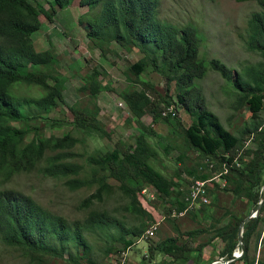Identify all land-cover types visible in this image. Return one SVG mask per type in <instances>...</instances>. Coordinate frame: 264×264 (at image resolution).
<instances>
[{
	"label": "trees",
	"instance_id": "1",
	"mask_svg": "<svg viewBox=\"0 0 264 264\" xmlns=\"http://www.w3.org/2000/svg\"><path fill=\"white\" fill-rule=\"evenodd\" d=\"M47 1L51 8H64L72 0ZM256 1L259 9L252 12L247 20L246 47L257 53L260 59L245 64L233 76L231 69L220 60L210 58L205 61L199 57L200 37L195 26H178L157 19L158 0H79L80 6L87 7L81 17L86 20L89 39L114 41L124 47L137 48L141 57L130 65L131 72L139 77L151 67L165 82L163 96L153 83L136 78L134 82L141 84L140 89L120 92L127 107L146 109L151 113L153 124L160 120L169 123L188 149L196 151L202 159L214 160L213 168L219 167L217 172L221 171L222 163H226L227 173L221 175L226 185L220 187L216 183L215 186L231 192L234 198L245 196L253 207L264 197L260 193L264 175V119L260 118L264 109V0ZM41 13L46 11L37 0H0V181L6 182L16 174L37 170L45 177L65 178V185L70 190L97 184L94 192L82 200L81 205L89 208L95 200L103 201L104 196L113 190L107 181L112 178L118 183L117 190L122 200L120 208L130 216L151 219V214L138 198L143 185L149 184L157 197L170 202L176 212L182 211L188 188L184 189L180 183L181 170L167 177L151 164V160L158 158L159 152L149 143L145 130L138 133L131 146L117 141L112 149L89 156L94 166L90 178L80 176L83 165L76 158L82 154L74 150L79 139L69 131L48 136L39 135L36 131L22 145L29 132L26 124L49 113L64 98V78L55 68L58 64L55 53L37 50L31 37L25 33V29L40 26ZM207 66L223 79L232 80L238 92L233 109L246 106L251 114V120L239 133L227 129L206 105L202 87L196 84V80L205 76ZM84 78L85 84L80 89L88 92L92 105L70 107L72 122L79 131L107 134L98 120L99 105L96 101L104 86L91 74L87 73ZM21 84L37 86L41 93L22 96L16 90ZM176 102L191 117L187 126L177 115L161 114L163 109ZM14 122L22 125L16 126ZM149 134H156L152 126ZM249 135V147L242 155L249 157L243 160L240 155L237 165L234 162L237 150L242 147L245 136ZM162 148L167 152L170 145ZM182 158L179 156V159ZM186 172L193 178L211 177L206 170L198 172L197 167ZM263 212L264 204L256 216L244 223V251L228 264H262L259 258L250 254V244L259 224L264 222ZM192 217L196 218L195 215ZM245 217L237 218L231 228L216 233L224 242L220 257L230 258L239 245L238 226ZM146 226L145 222L128 224L106 209L91 210L83 220L68 221L22 191L0 188V241L18 248L36 263H42L49 257L61 259L66 264H85L82 260L86 264H97L89 256L92 246L87 240V233H106L115 229L119 232L118 239L123 242V248L127 249L134 244V240L124 235L139 237ZM206 230L181 231L175 226L178 235L190 240H195ZM170 241L171 237L166 238L157 246ZM214 260L212 258L209 262Z\"/></svg>",
	"mask_w": 264,
	"mask_h": 264
},
{
	"label": "rangeland",
	"instance_id": "2",
	"mask_svg": "<svg viewBox=\"0 0 264 264\" xmlns=\"http://www.w3.org/2000/svg\"><path fill=\"white\" fill-rule=\"evenodd\" d=\"M37 2L46 13L39 15L38 28L25 29V33L31 37L37 50H50L55 53L58 61L55 68L64 78V98L49 113L42 114L41 117L26 124L29 132L22 145L26 144L36 131L39 135L47 136L69 131L79 139L74 150L82 154L76 158V161L83 165L80 176L90 178L94 166L90 163L89 156L112 149L117 141L125 146H131L138 133L145 130L149 143L159 152L158 158L151 160L156 169L167 177H172L181 170L180 183L187 189L193 177L186 171L197 167L198 172L206 170L211 173L214 185L208 192V204L191 208L183 215H177L170 202L157 197L154 188L144 184L138 198L151 214V219L145 216H130L120 208L122 200L117 190L118 183L112 178L107 181L113 186V190L104 196L103 201L95 200L89 208L83 207L81 203L94 192L97 184L70 190L65 185V178L45 177L37 170L16 174L6 182L0 181V188L22 191L68 221L83 220L91 210L106 209L128 224L145 222L147 225L145 231L153 223H158L152 236L144 237L145 231L139 237L125 234V238L132 237L134 240V244L127 249L123 248V242L118 239L119 232L115 229L106 233H87V240L92 246L89 256L97 264H210L212 258L216 261L226 259L219 256L224 242L216 233L224 228H231L237 218L247 216L253 209L252 202L245 196L234 198L231 192L218 189L216 183L220 187L226 185L221 176L217 177L219 167L214 169L213 165L210 168L206 159H202L196 151L188 149L182 138L173 132L169 123L160 120L153 124L151 113L143 108L129 109L120 97L121 91L141 88V84L134 82L136 78L153 83L155 89L164 96L163 78L151 67L146 68L139 77L131 72L130 65L141 57L137 48L124 47L114 41L97 42L89 39L86 35V20L84 16L81 17L87 11V7L80 6L79 0H72L64 8H51L47 0ZM158 2L156 16L160 21L178 26L186 24L195 26L200 37L199 57L205 61L210 58L220 60L231 69L234 76L245 64L260 59L257 53L249 51L246 47L247 20L252 12L259 9L256 0H158ZM87 73L95 76L104 86L96 101L99 105L98 120L107 134L79 131L72 122L73 114L70 107L92 105L93 100L88 92L80 89L85 84L84 76ZM196 84L202 87L207 107L217 114L220 122L231 132L239 133L245 123L251 120V114L246 106L238 110L233 109L238 92L232 80L223 79L218 72L207 66L205 76L196 80ZM16 90L22 96H36L41 93V89L34 85L21 84ZM119 102L123 104L120 105ZM173 104L177 118L187 126L191 122V117L179 103ZM260 118L264 119V109L260 112ZM13 124L22 125L18 122ZM151 126L156 134H149ZM245 138V141L250 143L251 135ZM245 141L237 150L243 160L249 157L242 156L249 147L245 146ZM166 144H169L170 148L164 152L162 146ZM178 155L183 158L179 159ZM200 164L202 166H199ZM262 179L260 193L264 194V175ZM193 215L196 216L195 219ZM262 215L264 217V212ZM176 225L181 231L195 228L207 230L195 240H190L177 234ZM169 237L172 241L161 247L157 246ZM237 249L241 251L239 246H236L234 251ZM187 251L191 252L183 256ZM250 254L255 255L264 264V222L259 224L252 236ZM82 263L86 264V261L82 260ZM0 264L66 263L61 259L49 257L42 263H36L18 248L7 246L0 241Z\"/></svg>",
	"mask_w": 264,
	"mask_h": 264
},
{
	"label": "built area",
	"instance_id": "3",
	"mask_svg": "<svg viewBox=\"0 0 264 264\" xmlns=\"http://www.w3.org/2000/svg\"><path fill=\"white\" fill-rule=\"evenodd\" d=\"M120 105H122V102H119ZM161 114L163 116H166L168 114H170L172 117L176 116V110L174 109V107L168 106L167 108L163 109L161 111ZM249 145L248 141H245V146ZM241 155V153H237V156L234 158V162L238 165L237 162V157H239ZM206 163L208 164V166L210 168L213 167L214 165V160L212 159H206L205 160ZM227 168L228 165L226 163H222L221 166V171L219 173H217V177L226 174L227 173ZM212 177H208L205 179H201V178H193L190 181V185L188 187V191L184 197L185 200V207L182 211L176 212L177 215H183L184 213H186L189 209L191 208H198L202 205H206L209 203V197H208V192L210 190L211 187H213V182H212ZM219 180V178H218ZM223 182H225V180H223ZM157 225L158 223L155 222L153 223L144 233V237H148V236H152L155 233V230L157 229ZM238 253H240V251L238 250Z\"/></svg>",
	"mask_w": 264,
	"mask_h": 264
},
{
	"label": "water",
	"instance_id": "4",
	"mask_svg": "<svg viewBox=\"0 0 264 264\" xmlns=\"http://www.w3.org/2000/svg\"><path fill=\"white\" fill-rule=\"evenodd\" d=\"M264 204V197L253 207L251 212L240 222L238 226V246L240 247L241 251L238 253L237 251H234L232 256L230 258L226 259H220L219 261L214 260L210 264L218 263V264H228L229 262L233 261L234 259L238 258L241 256L242 252L244 251V244H243V239H242V232H243V225L245 222H247L250 218L254 217L257 215L260 207Z\"/></svg>",
	"mask_w": 264,
	"mask_h": 264
},
{
	"label": "crops",
	"instance_id": "5",
	"mask_svg": "<svg viewBox=\"0 0 264 264\" xmlns=\"http://www.w3.org/2000/svg\"><path fill=\"white\" fill-rule=\"evenodd\" d=\"M176 226H177V225H176ZM177 227H179V226H177ZM179 229H180V228H179ZM190 252H191V251H190ZM190 252L187 251V253H184L183 256H186L185 254H188V253H190ZM196 260H197V258H196ZM196 260H195V261H196Z\"/></svg>",
	"mask_w": 264,
	"mask_h": 264
}]
</instances>
